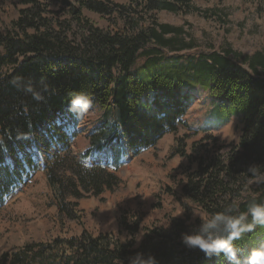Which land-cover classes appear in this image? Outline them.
<instances>
[{"label":"trees","instance_id":"16d2710c","mask_svg":"<svg viewBox=\"0 0 264 264\" xmlns=\"http://www.w3.org/2000/svg\"><path fill=\"white\" fill-rule=\"evenodd\" d=\"M25 7L12 22L13 31L0 37V208L45 165L49 184L60 204L101 197L120 178L107 168L86 167L72 153L77 133L69 132L74 114L68 92H88L102 113L99 129L88 137L92 151L111 147L113 163L128 152L154 148L167 134H176L194 104L198 89L217 101L216 114L238 118L237 144L222 153L209 136L188 152L181 140L172 157L187 159L182 195L209 218L233 202L245 212L249 202L264 203V183H249V165L264 171V49L245 56L224 52H191L192 44L177 37L181 29L160 24L157 14L199 13L193 0H20ZM68 8L62 15L53 8ZM85 12L115 17L122 31L99 27ZM62 15L63 17H61ZM2 36V35H0ZM15 77L41 81L49 87L46 102H37L10 81ZM27 108V112H25ZM226 120V119H225ZM125 143V144H123ZM180 147H184L180 149ZM181 205V204H180ZM182 206V205H181ZM75 215V213H74ZM190 212L163 217L147 228L136 247L111 234L57 238L26 243L0 252V264H128L136 252L152 253L160 264H228L223 256L205 259L180 241ZM123 226L135 236L136 227ZM134 230V231H133ZM264 243V227L237 242L242 253Z\"/></svg>","mask_w":264,"mask_h":264},{"label":"rangeland","instance_id":"374dc122","mask_svg":"<svg viewBox=\"0 0 264 264\" xmlns=\"http://www.w3.org/2000/svg\"><path fill=\"white\" fill-rule=\"evenodd\" d=\"M126 1L114 0L119 4ZM193 1L199 13L187 16L167 12L157 14L160 24L181 29L177 38L192 44L195 49L191 52L232 49L250 56L264 49V0ZM24 8L20 0H0V37L13 31L12 22L18 20L19 12ZM53 9L65 16L69 12L61 4ZM84 14L99 27L112 32L123 29L124 23L115 22L113 16L102 18L90 12ZM4 52L0 45V55ZM217 104L208 93L198 89L194 104L178 132L167 134L145 153L138 156L130 153L122 162L126 164L112 173L120 178L119 183L101 197L89 195L79 201L69 198V202L60 204L48 182L45 165L40 162L42 171L34 174L30 183L0 209V252H13L26 243L78 238L83 232L93 236L112 234L123 241L131 236L123 226L124 217L128 225H135L137 233L143 234L147 228L163 224L165 214L182 218L185 212L192 215L195 210L205 219L203 212L182 195L183 168H187L189 162L180 156L172 157V154L178 140L188 152L194 144H202L206 136L217 138L222 153H227L238 143L242 130L239 119L226 118L220 111L216 114ZM101 116L96 108L83 122L75 114L71 117L69 131L77 133L71 150L80 163L89 165L92 162L86 156L90 147L88 137L99 129L95 123ZM92 158L98 162L95 156Z\"/></svg>","mask_w":264,"mask_h":264},{"label":"clouds","instance_id":"9594fccd","mask_svg":"<svg viewBox=\"0 0 264 264\" xmlns=\"http://www.w3.org/2000/svg\"><path fill=\"white\" fill-rule=\"evenodd\" d=\"M10 84L30 95L33 100L46 102L44 93L49 91V87L44 81H41L40 88L34 87L30 79L22 77L13 78ZM68 97L69 111L83 122L93 110L94 97L84 91H70ZM247 172L250 174L249 183H264V171H261L260 165H249ZM187 223L189 228L181 233L180 241L188 250H198L208 260L223 256L228 264H264V243L253 248L247 255H243L237 245L247 234L258 227H264V203L253 200L249 202L245 212H240L233 202L222 211L212 213L207 219L193 210L192 218ZM143 237L144 234L139 232L122 243L134 239L135 246L139 247ZM119 264L123 262L120 260ZM128 264H160V261L152 253L136 252L128 258Z\"/></svg>","mask_w":264,"mask_h":264}]
</instances>
